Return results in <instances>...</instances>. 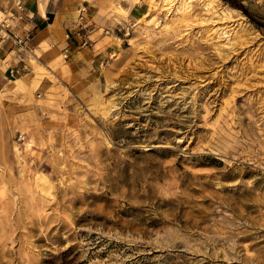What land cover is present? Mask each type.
Segmentation results:
<instances>
[{
	"label": "rangeland",
	"instance_id": "374dc122",
	"mask_svg": "<svg viewBox=\"0 0 264 264\" xmlns=\"http://www.w3.org/2000/svg\"><path fill=\"white\" fill-rule=\"evenodd\" d=\"M116 1L112 60L0 93V264H264V0Z\"/></svg>",
	"mask_w": 264,
	"mask_h": 264
},
{
	"label": "crops",
	"instance_id": "0c3cea01",
	"mask_svg": "<svg viewBox=\"0 0 264 264\" xmlns=\"http://www.w3.org/2000/svg\"><path fill=\"white\" fill-rule=\"evenodd\" d=\"M112 2L117 1L0 0L1 95L10 96L9 88L19 79L34 90H46L52 78L42 68L58 76L61 70L54 72L51 67L61 60L64 72L77 80L112 60L121 48L117 37L122 23L110 7ZM128 10L134 18L143 15L146 7L139 2Z\"/></svg>",
	"mask_w": 264,
	"mask_h": 264
},
{
	"label": "trees",
	"instance_id": "16d2710c",
	"mask_svg": "<svg viewBox=\"0 0 264 264\" xmlns=\"http://www.w3.org/2000/svg\"><path fill=\"white\" fill-rule=\"evenodd\" d=\"M224 1L228 2L230 6L232 5V7L234 6L239 7L243 12H245L250 17V19L256 22L257 25L259 26L261 25L259 21H257L253 16H251V14L248 13V11L246 10V7L242 4L241 0H224Z\"/></svg>",
	"mask_w": 264,
	"mask_h": 264
},
{
	"label": "built area",
	"instance_id": "2783aa9c",
	"mask_svg": "<svg viewBox=\"0 0 264 264\" xmlns=\"http://www.w3.org/2000/svg\"><path fill=\"white\" fill-rule=\"evenodd\" d=\"M18 7L21 8V4H20V3H18ZM17 40H18V41H21L19 38H18Z\"/></svg>",
	"mask_w": 264,
	"mask_h": 264
},
{
	"label": "bare ground",
	"instance_id": "6f19581e",
	"mask_svg": "<svg viewBox=\"0 0 264 264\" xmlns=\"http://www.w3.org/2000/svg\"><path fill=\"white\" fill-rule=\"evenodd\" d=\"M170 2H171V1H170ZM182 2H183V1H182ZM184 3H185V2H184ZM183 5H184V4H183ZM44 182H45V181H44ZM43 187H44V186H43ZM45 187H46V186H45ZM43 190H44V189H43ZM47 190H48V189H47ZM47 190H46V191H47Z\"/></svg>",
	"mask_w": 264,
	"mask_h": 264
}]
</instances>
